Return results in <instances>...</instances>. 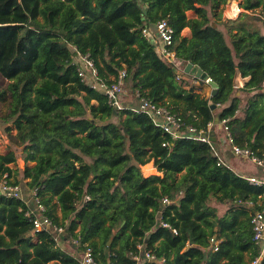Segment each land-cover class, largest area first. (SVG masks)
Wrapping results in <instances>:
<instances>
[{"label":"trees","instance_id":"1","mask_svg":"<svg viewBox=\"0 0 264 264\" xmlns=\"http://www.w3.org/2000/svg\"><path fill=\"white\" fill-rule=\"evenodd\" d=\"M228 1L0 0V74L8 80L0 89L8 104L2 118L18 130L26 160L19 177L11 167L15 150L0 153V178L36 188L47 214L65 226L63 242L80 237L81 249L91 246L101 264H250L260 255L251 216L264 209V185L218 164V132L215 147L174 139L148 115L111 106L73 61L74 48L89 53L108 83L126 69L125 87L166 105L185 125L200 129L230 118L235 142L262 157L264 25L250 13L220 28L216 12ZM241 4L264 11V0ZM188 10L198 16L188 18ZM161 19L175 28L181 63L202 68L205 79L181 72L144 36L143 28ZM181 74L191 81L178 80ZM239 75L248 78L242 87ZM207 78L217 83L215 94ZM151 160L159 173L147 176L141 166ZM144 169L155 171L152 164ZM164 196L172 202L163 204ZM212 201L227 207L219 213ZM28 207L0 192V264H78L52 232L34 231ZM211 238L220 240L217 250Z\"/></svg>","mask_w":264,"mask_h":264},{"label":"built area","instance_id":"2","mask_svg":"<svg viewBox=\"0 0 264 264\" xmlns=\"http://www.w3.org/2000/svg\"><path fill=\"white\" fill-rule=\"evenodd\" d=\"M233 0L228 1L231 2ZM237 6V9H235ZM230 17L240 15L244 10L248 13H252L254 10L245 9L241 2L235 0L230 5ZM144 36L151 40L155 45L157 52L160 56L164 57L167 61L174 63L181 72H185V65L179 60L176 51L173 49L175 28L171 25L168 19H161L155 23V32L152 31L151 26L143 28ZM157 37V38H154ZM75 53L73 55V61L77 66L78 75L86 84L94 89L101 90L107 96V100L111 106L115 109H129L135 113H142L148 115L153 122L161 127L165 133H168L172 138L177 139L181 137H189L195 140L206 141L213 145V136L216 131L215 123L210 122L208 125L202 128H198L194 125H185L181 115L173 112L166 105L154 101L148 96L142 95L139 90L136 91L135 96L137 102L135 104L126 105L123 102V97L126 93V69H121L116 76L113 77L111 83L106 82L100 77L99 70L94 59L89 53H82L78 49L74 48ZM181 65V68H180ZM181 75L177 76V79H181ZM211 78H207L209 81ZM230 118H223L220 120L221 131L223 132L221 142L233 153V155L251 159L252 162L259 167H262L264 172V155L261 157L257 155L253 150L248 147H242L235 142L234 135L231 132L229 125ZM166 145V143H164ZM215 147V145H213ZM216 153L219 155L218 164L227 165L232 167L230 163L224 159L220 151ZM241 176L248 179L252 184L264 185V174L263 175H243ZM0 192L11 197L20 198L26 201L28 207L27 214L31 217L34 231L48 230L55 235L57 241H61V236L64 235L66 228L63 225L56 224L53 219L47 214V207L41 202L40 198L36 195V188H29L28 193L22 184H14L11 182V178L8 174H4L0 178ZM182 194V191H180ZM89 199V196H86ZM163 204H170L172 202L169 196H164L162 199ZM232 203H246L252 205V201H243L232 199ZM161 224L170 227V224L161 221ZM251 224L253 229L254 241L261 247V253L250 264H260L261 258L264 255V209L255 210L251 216ZM177 233L176 229H173ZM211 242L214 248L217 250L220 240L211 238ZM72 243L78 253L77 260L78 264H101L96 258L94 250L91 246H87L85 249H81L82 242L80 237H73ZM189 244V243H188ZM203 247H206L202 244ZM138 249L144 253L147 258H155V255L151 250H145L142 244H138ZM135 258L139 259V254H135Z\"/></svg>","mask_w":264,"mask_h":264},{"label":"rangeland","instance_id":"3","mask_svg":"<svg viewBox=\"0 0 264 264\" xmlns=\"http://www.w3.org/2000/svg\"><path fill=\"white\" fill-rule=\"evenodd\" d=\"M234 1L235 0H233V1L229 2V3L227 2V3L223 4L222 6H220L218 8L216 13H218V12L221 13L220 17L218 16V18H216V16H214L216 18V20L219 21V27L222 28V29H223V26H222L223 21L225 22V20H229V21L230 20H235V19H238L239 17H244L245 15H243V14H250V13L242 10L243 12L240 15L234 16V17L231 18L229 16L230 15V11H231L230 10V5ZM237 1L240 3L242 0H237ZM188 11H190V10H188ZM188 11H187V16L189 18ZM252 13L258 15L261 18V20H259V23L264 25V11H262L261 8H257L254 11H252ZM219 18H220V20H219ZM262 20H263V22H262ZM261 28L264 31V26L261 27ZM182 35L184 36V34H182ZM154 38H157V37H154ZM180 68H181V65H180ZM7 83H8V80L5 79L0 74V89L4 88L7 85ZM126 90L128 91V93L131 92V90L129 88H127V87H126ZM7 112H8V104H7V102L0 100V153H6V152L10 151L11 149L15 150V152L18 155L17 156V161L15 163L11 164V167L18 170L17 176L23 177V169H24V167L26 165V160L24 158V152L22 150L23 146L16 139V134H17L18 130L15 128V126L13 124H11L10 122L7 123V122L3 121L2 117L4 115H6ZM8 127H11V128L8 129ZM152 162H154V160L150 161L151 164H152ZM232 163L235 166V170L237 171V173H239V174L243 173L245 176L246 175H253V174L258 175V174H261L263 172L262 167H259L258 165L254 164L251 159H247L246 160L244 158H240V157L235 156L233 158V162ZM147 164H145V165H147ZM31 165H32V163H31ZM145 165L141 166L142 171H143V173L145 175L148 176V175H151V174L158 173L157 170L155 172H153V171L151 172V171H147V170L143 169ZM145 172H147V173H145ZM15 180H16V177H12L11 178L12 182L15 181ZM21 184L23 185V187L25 188V190L28 193L29 188H28L25 180L22 181ZM212 203L216 204L219 207V213H222L227 207V204H217L214 201H212ZM60 245L64 249H66V250H68L70 252H73L76 256L80 252L76 248L73 249L72 247H70L68 242L66 243V242L61 241Z\"/></svg>","mask_w":264,"mask_h":264},{"label":"crops","instance_id":"4","mask_svg":"<svg viewBox=\"0 0 264 264\" xmlns=\"http://www.w3.org/2000/svg\"><path fill=\"white\" fill-rule=\"evenodd\" d=\"M260 8V7H259ZM235 9H237V6H235ZM191 14V15H190ZM188 15H189V18H195V17H197L198 15H197V13L195 12V11H192V10H190V11H188ZM232 17H234V16H232ZM215 23V22H214ZM216 24V23H215ZM151 29H152V31L153 32H155V24H152L151 25ZM182 34H184V36H186V37H188V38H190L191 36H192V31H191V29H190V27H185L183 30H182ZM181 76H182V78H185V79H188V80H190L191 81V77L190 76H188V75H186V74H184V75H182L181 74ZM248 80V78H245V77H242V76H237V78H236V86L237 87H242L244 84H245V82ZM136 91L137 90H135L134 92L131 90V92L130 93H128V91L126 90V93H125V95H124V97H123V102H124V104H126V105H131V104H135L136 102H137V98H136V96H135V93H136ZM215 123V122H214ZM216 124V123H215ZM216 132H218V138H219V141L221 142V138H222V135H223V132L221 131V127H220V125L218 124L217 125V128H216ZM216 140V139H215ZM218 141V142H219ZM220 147V153L222 154V156L224 157V159L225 160H227L228 162H230V164L233 166V168L235 169V166L233 165V158L235 157V155H233V153L231 152V150L229 149V147H227V145H225V144H223L222 142H221V145L219 146ZM247 160V159H246ZM154 162H152V165H153V168L155 169V171L157 170L158 171V169H156L157 167L155 166V163L153 164ZM148 164H151L150 162H148ZM144 169V168H143ZM155 171H153V172H155ZM152 172V171H151ZM158 173H159V171H158ZM240 174H243V173H240ZM244 175V174H243ZM69 245H70V243H69ZM72 245H70V247H71ZM74 249V248H73ZM77 251V250H76Z\"/></svg>","mask_w":264,"mask_h":264},{"label":"water","instance_id":"5","mask_svg":"<svg viewBox=\"0 0 264 264\" xmlns=\"http://www.w3.org/2000/svg\"><path fill=\"white\" fill-rule=\"evenodd\" d=\"M144 8H145V6H144ZM214 26H216L215 23H214ZM184 71H185L186 73H189V74L195 75L196 77H198V78H200V79H205V78L207 77V73H206L205 71H203L202 68L195 66L192 62H188V63L185 65ZM208 82H210V83L212 84V86L214 87L213 94H215V93H216V89H215V88H217V83H216L215 81H213L212 79H210ZM215 107H216L215 104H212V105H211V108L214 109ZM115 112L117 113V110H115ZM215 123H216V124H219V123H220L219 118H217V119L215 120ZM212 138H213V140L216 139L215 136H213ZM92 167H93V170H95V166H94V164L92 165Z\"/></svg>","mask_w":264,"mask_h":264},{"label":"clouds","instance_id":"6","mask_svg":"<svg viewBox=\"0 0 264 264\" xmlns=\"http://www.w3.org/2000/svg\"><path fill=\"white\" fill-rule=\"evenodd\" d=\"M10 178V177H9ZM29 188V187H28ZM25 189V188H24ZM25 192H27L26 190H25ZM86 196H88V195H86ZM68 224V223H67ZM62 241V240H61ZM72 241V240H71ZM73 245V244H72Z\"/></svg>","mask_w":264,"mask_h":264}]
</instances>
